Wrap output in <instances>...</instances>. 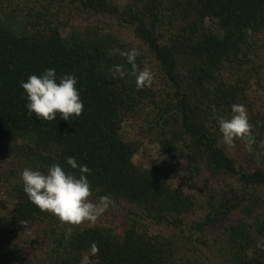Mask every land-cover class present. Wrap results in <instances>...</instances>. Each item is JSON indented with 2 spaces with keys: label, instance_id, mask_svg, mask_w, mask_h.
<instances>
[{
  "label": "trees",
  "instance_id": "1",
  "mask_svg": "<svg viewBox=\"0 0 264 264\" xmlns=\"http://www.w3.org/2000/svg\"><path fill=\"white\" fill-rule=\"evenodd\" d=\"M76 11L84 26H73ZM114 48L140 52L150 88L137 90L127 59L108 54ZM115 65L124 78L112 77ZM46 69L57 83L77 77L80 117L27 114L19 82ZM233 103L254 126L252 152L222 142L215 116L230 118ZM126 120L143 121L159 154L183 171L177 185L134 162L141 142L124 137ZM260 141L264 0H0V194L13 201L0 219V264H264ZM68 156L92 170L93 202L111 198L95 223L62 224L23 190L25 167L47 174L59 164L78 177Z\"/></svg>",
  "mask_w": 264,
  "mask_h": 264
},
{
  "label": "clouds",
  "instance_id": "2",
  "mask_svg": "<svg viewBox=\"0 0 264 264\" xmlns=\"http://www.w3.org/2000/svg\"><path fill=\"white\" fill-rule=\"evenodd\" d=\"M246 32L249 36L252 35L251 29H247ZM117 53L125 57L131 65L137 90L153 85L155 77L151 69L145 67L138 70L135 60L140 52L136 48L125 51L114 48L108 52L109 55ZM110 72L113 78L122 79L126 75L121 65L113 66ZM19 83L26 93L29 116L35 114L37 119L51 122L59 115L63 120L70 121L72 117H80L84 111L75 75H63L57 83L55 69H46L42 75H30L26 82ZM210 91L214 92V89ZM216 111L213 105L214 115ZM231 113L230 118L215 116L223 144L235 148V142L239 140L244 142L249 152H252L256 140L253 134L254 126L250 123L246 106L233 103ZM259 146L264 148V141H260ZM66 162L72 169L79 170L78 177L65 172L59 164H52L47 169V174L25 167L21 172L23 190L32 204L41 211L54 215L62 224L95 223L111 203V198L107 195L101 196L98 202H93L90 199L92 188L87 178L92 174V170L87 165L78 164L73 156H68ZM92 251L94 253L98 251L95 243L92 245Z\"/></svg>",
  "mask_w": 264,
  "mask_h": 264
},
{
  "label": "rangeland",
  "instance_id": "3",
  "mask_svg": "<svg viewBox=\"0 0 264 264\" xmlns=\"http://www.w3.org/2000/svg\"><path fill=\"white\" fill-rule=\"evenodd\" d=\"M113 3L117 4L120 7L125 6L130 0H112ZM75 21H73V26H84L86 24L84 15H80L79 12H75ZM115 23V22H113ZM208 25H211L207 21ZM82 28V27H81ZM117 30V28H115ZM116 32V31H115ZM67 33V30L64 34ZM121 40L126 43H136L132 36L126 32L117 33ZM122 133L127 139H136L141 142L140 150L134 156V162L141 165L142 167H158L160 168L165 175L168 177V182L175 186L177 185L181 175L183 174L182 170H177L173 167L171 161L162 156L158 152V143H156L154 135L148 132V129L145 126V123L141 120H126L123 123ZM152 139V140H151ZM206 187V185H203ZM186 191L191 195H196V190L194 188L186 189ZM13 201L6 197L5 195L0 194V219L5 215H8L13 208ZM114 218H118L117 215H114ZM159 228V227H158ZM215 230V229H213ZM79 264H89L88 258L84 257Z\"/></svg>",
  "mask_w": 264,
  "mask_h": 264
}]
</instances>
